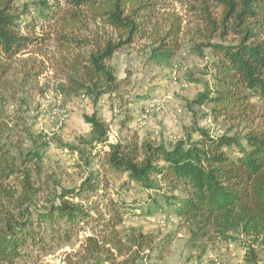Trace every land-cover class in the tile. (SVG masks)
I'll list each match as a JSON object with an SVG mask.
<instances>
[{
    "label": "trees",
    "instance_id": "1",
    "mask_svg": "<svg viewBox=\"0 0 264 264\" xmlns=\"http://www.w3.org/2000/svg\"><path fill=\"white\" fill-rule=\"evenodd\" d=\"M20 1L0 0V264H31L29 250L39 260L87 227L102 238L88 240L89 257L99 264L162 261L183 229L192 249L214 231L239 243L247 264H258L264 252V0ZM186 39L190 54L206 61L199 73L207 79L204 91L190 105L209 108L217 121L243 128V136L196 130L200 140L193 143L112 144L109 124L96 111L83 114L92 129L87 148L76 150L85 178L53 194L41 152H18L23 137L32 135L25 114L32 83L52 71L66 106L81 98L93 108L111 106L122 87L110 65L116 54L145 42L149 65L172 69ZM115 175L128 176L147 198L146 209L113 198ZM157 214L180 222L162 242L120 230L125 217Z\"/></svg>",
    "mask_w": 264,
    "mask_h": 264
},
{
    "label": "rangeland",
    "instance_id": "2",
    "mask_svg": "<svg viewBox=\"0 0 264 264\" xmlns=\"http://www.w3.org/2000/svg\"><path fill=\"white\" fill-rule=\"evenodd\" d=\"M38 1L21 0L19 5H31ZM188 40L184 41V48L172 69L149 65L145 42L116 54L110 65L122 87L118 97L112 102V108L107 102L93 108L83 98L66 106L54 91L52 71L46 72L32 83V90L27 93L29 104L25 113L32 135L23 137L18 152L24 156L36 150L41 152L44 157V176L49 178L53 194L65 188H75L85 178L86 172L76 150L87 148L85 142L91 140L92 129L84 122L83 114L96 111L109 124L110 135L115 144L138 142L169 147L180 141L193 143L200 140L196 130L206 131L213 137L227 134L243 136V128L227 124L223 119L217 121L209 108L190 105L203 93L207 79L199 76L200 72L206 71V61L190 54ZM204 52L207 61L213 59L210 50L205 49ZM36 70L37 68L33 72ZM150 100L154 102L155 108H150V119L146 126H141L139 118ZM157 107L162 108V112H156ZM9 111L16 114L13 109ZM50 190H44L43 198L49 197ZM111 194L113 198L119 196L130 205L136 204V207L139 205L138 208L146 209L147 198L135 189V185L129 183L127 175L111 176ZM150 195L154 196V193ZM179 226L180 222L176 218L157 214L144 218L125 217L120 230L123 234H149L157 244L175 234ZM89 239L102 242L99 232H93L87 227L71 243L54 247L51 253L41 255L39 260L35 257V252L29 250L28 254H33L29 257L31 264L33 260L36 261L34 264H99L101 260L89 257ZM189 239L187 229L181 230L164 259H154L152 264H247L246 253L240 244L220 239L214 231L196 249L191 248ZM258 255V264H264V252L261 250Z\"/></svg>",
    "mask_w": 264,
    "mask_h": 264
},
{
    "label": "built area",
    "instance_id": "3",
    "mask_svg": "<svg viewBox=\"0 0 264 264\" xmlns=\"http://www.w3.org/2000/svg\"><path fill=\"white\" fill-rule=\"evenodd\" d=\"M175 75H176V73H175ZM150 108H155V105H154V102H153V101L150 102V103L145 107L144 112H143V114H142V117L139 118V123H140L141 126H146L148 120L150 119V115L152 114V111L150 110ZM156 112H158V113L162 112V108L157 107V108H156ZM110 134H111V133H110ZM110 134H109V141H110L111 143L115 144V143L113 142V140H112V139H113V136L110 135ZM144 264H146V263H144Z\"/></svg>",
    "mask_w": 264,
    "mask_h": 264
},
{
    "label": "crops",
    "instance_id": "4",
    "mask_svg": "<svg viewBox=\"0 0 264 264\" xmlns=\"http://www.w3.org/2000/svg\"><path fill=\"white\" fill-rule=\"evenodd\" d=\"M134 185V184H133Z\"/></svg>",
    "mask_w": 264,
    "mask_h": 264
}]
</instances>
